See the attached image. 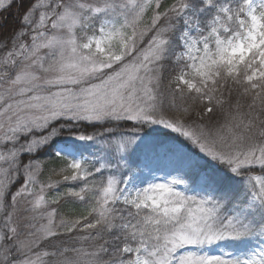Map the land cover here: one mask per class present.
Returning a JSON list of instances; mask_svg holds the SVG:
<instances>
[{
	"label": "snow or ice",
	"instance_id": "1",
	"mask_svg": "<svg viewBox=\"0 0 264 264\" xmlns=\"http://www.w3.org/2000/svg\"><path fill=\"white\" fill-rule=\"evenodd\" d=\"M0 264H264V0H0Z\"/></svg>",
	"mask_w": 264,
	"mask_h": 264
}]
</instances>
